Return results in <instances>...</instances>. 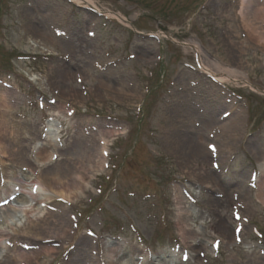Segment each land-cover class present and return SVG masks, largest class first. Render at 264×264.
<instances>
[{"label":"rangeland","instance_id":"rangeland-1","mask_svg":"<svg viewBox=\"0 0 264 264\" xmlns=\"http://www.w3.org/2000/svg\"><path fill=\"white\" fill-rule=\"evenodd\" d=\"M248 3L247 15L264 8ZM235 6L0 0V178L11 171L0 185V233L10 256L44 244L14 235L7 207L31 200L13 178L33 183L99 157L82 195L47 192V212L70 229L44 264H73L74 250L91 253L77 264H104L107 248L113 262L169 264L175 247L176 264H264V95L250 89L264 91V53L246 41ZM202 55L239 74L215 82ZM41 145L53 156L42 165Z\"/></svg>","mask_w":264,"mask_h":264},{"label":"bare ground","instance_id":"bare-ground-1","mask_svg":"<svg viewBox=\"0 0 264 264\" xmlns=\"http://www.w3.org/2000/svg\"><path fill=\"white\" fill-rule=\"evenodd\" d=\"M76 1V0H75ZM236 6L233 7L234 17L238 21V26L243 31L245 35V39L248 44H252L254 47L259 48L264 53V8H259L258 6H254L251 9V14L247 15L246 4L249 5V0H235ZM195 52L199 53V47L194 43L190 42L189 45ZM201 55V54H200ZM207 57L202 55L199 64L202 73L211 77L214 81H229L232 80L233 75L239 74L238 66L236 69H231L219 60H212L211 62H206ZM253 89L252 87H250ZM10 111L4 109L2 110L3 114H8ZM4 124L6 120L3 118ZM39 146L34 154V160L36 163L46 164L50 161L52 153H49L47 149L43 146ZM0 152L5 153L4 147L0 143ZM97 160L92 162L88 161L87 167L82 166L78 162H73V167L70 169L69 173L67 172L65 175L62 174H44L41 176L40 174L37 176V181H33L29 185H26V181L24 183L22 181H18L17 178H13L14 182L17 181L20 188V194H28V197L31 201H24L23 204L17 205L14 207L15 202L12 203L9 207H7L8 211L11 212L9 216L11 222L13 223L14 235L20 234V236L24 237L25 234L32 237H40L36 238L38 240H42L44 244L37 250H29V251H21L18 249H14L15 254L9 255L8 248L1 247L3 238L0 233V264H44L45 261L48 263L51 262V259H48L49 254L57 255L60 252V249L57 250L55 243H60L64 241L67 237V233L70 229V224L68 218H65L59 214L47 212V208L45 207L44 202L54 201L52 199L53 196L49 195L50 192L58 198H64L66 201L73 200L75 197L82 195L83 191L86 189L88 182H86L87 173H93L94 171H101L102 161L101 158L97 157ZM76 163V164H74ZM82 167V169L77 170L75 166ZM50 167V166H49ZM48 168V167H47ZM45 168L44 170H46ZM5 170V171H4ZM3 171L6 172L5 177L3 173L1 177L7 180V177L10 181L9 174L10 172L6 171V167H3ZM43 172V170H41ZM44 173V172H43ZM62 175V176H61ZM65 176V177H64ZM14 177V176H13ZM17 179V180H16ZM12 180V179H11ZM40 180V182H39ZM34 184L38 185L37 191L35 190ZM40 191V192H39ZM259 199L260 196H258ZM8 205V204H7ZM49 208H51L49 206ZM16 215L12 216L13 214ZM13 213V214H12ZM19 217V218H18ZM7 218V220L9 219ZM26 225V226H25ZM28 231H24V230ZM46 232V235L43 234ZM25 233V234H24ZM83 251V249H81ZM74 250L71 256H68L73 264H77L76 261L81 255L84 254L87 259H91L89 256L90 252H81L77 253ZM89 254V255H88ZM117 254L113 248H107L99 252V255L104 257L105 264H123L121 262H113L112 257ZM75 256V258H73ZM124 256H126L124 254ZM123 256V257H124ZM97 258H99L97 256ZM119 260V258H117ZM172 258L169 256V261ZM61 264H68L67 262H62ZM150 264V262H148ZM173 264H176L173 262Z\"/></svg>","mask_w":264,"mask_h":264},{"label":"snow or ice","instance_id":"snow-or-ice-1","mask_svg":"<svg viewBox=\"0 0 264 264\" xmlns=\"http://www.w3.org/2000/svg\"><path fill=\"white\" fill-rule=\"evenodd\" d=\"M210 147H214V146H211V145H210Z\"/></svg>","mask_w":264,"mask_h":264}]
</instances>
